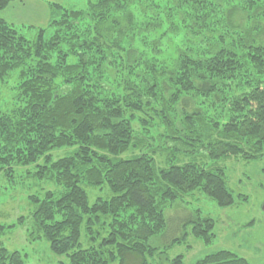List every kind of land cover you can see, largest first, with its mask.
<instances>
[{"label": "trees", "instance_id": "trees-1", "mask_svg": "<svg viewBox=\"0 0 264 264\" xmlns=\"http://www.w3.org/2000/svg\"><path fill=\"white\" fill-rule=\"evenodd\" d=\"M51 6L59 17L33 38L0 18V175L33 166L57 184L31 197L29 234L62 264H160L150 240L170 229L176 202L194 191L236 202L224 167L178 154L264 157V0ZM65 147L74 151L53 156ZM83 183L111 196L91 202ZM187 223L184 237L214 238L211 217ZM27 257L0 245V264ZM197 264L252 263L219 250Z\"/></svg>", "mask_w": 264, "mask_h": 264}, {"label": "rangeland", "instance_id": "rangeland-1", "mask_svg": "<svg viewBox=\"0 0 264 264\" xmlns=\"http://www.w3.org/2000/svg\"><path fill=\"white\" fill-rule=\"evenodd\" d=\"M87 2L88 0H12L7 8L0 10V18L13 24L26 37L33 38L39 28L47 27L54 18L59 17L57 9L51 4L78 9L85 7ZM261 24L264 25V20H261ZM162 48L166 51V54H162V59L163 56L168 58V52L172 51L171 44L168 42ZM203 106L208 110L207 104ZM73 151L74 148H61L55 150L53 156L58 158ZM163 158L162 155L158 156V161ZM178 158L180 162L195 160L208 166L224 167L236 202L232 206L221 207L200 191L189 193L184 200L176 202L166 211L170 229L150 240L153 246L159 248L156 262L171 264L172 259L183 254V264H197L208 254L230 250L252 264H264V157L255 160L242 156L211 159L197 152L188 157L183 153L178 154ZM160 165L163 166V163ZM35 171L33 166L20 168L10 180L0 175V224L13 226L0 234V245L27 253L26 264L68 263L66 257L57 256L50 250L46 240L34 241L29 234L34 226L32 212L35 209L31 197L42 195L45 190H58L54 181L38 178L34 175ZM83 187L91 202L97 197L107 199L111 196L107 186L83 183ZM199 213L215 221L212 230L215 235L210 243L192 234L184 237V232L191 230L187 222ZM175 238L180 240L176 241ZM83 240L85 241L84 238Z\"/></svg>", "mask_w": 264, "mask_h": 264}, {"label": "water", "instance_id": "water-1", "mask_svg": "<svg viewBox=\"0 0 264 264\" xmlns=\"http://www.w3.org/2000/svg\"><path fill=\"white\" fill-rule=\"evenodd\" d=\"M263 210H264V206H263Z\"/></svg>", "mask_w": 264, "mask_h": 264}]
</instances>
